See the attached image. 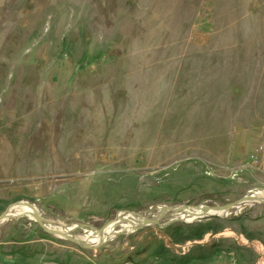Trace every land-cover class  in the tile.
<instances>
[{"label": "rangeland", "instance_id": "obj_1", "mask_svg": "<svg viewBox=\"0 0 264 264\" xmlns=\"http://www.w3.org/2000/svg\"><path fill=\"white\" fill-rule=\"evenodd\" d=\"M263 163L264 0H0V264H264L260 202L81 238Z\"/></svg>", "mask_w": 264, "mask_h": 264}, {"label": "bare ground", "instance_id": "obj_2", "mask_svg": "<svg viewBox=\"0 0 264 264\" xmlns=\"http://www.w3.org/2000/svg\"><path fill=\"white\" fill-rule=\"evenodd\" d=\"M251 195H252V197L246 196L244 201L238 207H236L233 211L227 213L225 215V217H227L228 215H231V213H236V212L242 211L243 208L245 207L244 205L251 204V203H254V202H258L259 203L260 199H264V189H260V188L254 189V190L251 191ZM246 198H248V199H246ZM29 204H31V203L30 202H21L20 204H18L15 207H13L9 211V214L16 213V212L17 213H26V214H29L32 219L36 218L39 221H42L43 220L42 216L37 215V214H33V213H28V212H25V211L22 210L24 208V206L25 207L26 206L29 207L30 206ZM171 212H172L171 209H168L167 207L162 206V207H159L155 211L147 212V213H143V214H144V216L146 218H150V219H152L154 221H163L164 219H166V218H168L170 216ZM208 212L209 211H204V210H200V209H198L196 207H192V208H189L186 212H184V214H181L179 216H180V218L182 220L191 221V220H194V219H196L197 217H199L201 215L207 214ZM148 224L149 223L145 219L137 217L135 215H131V216H129V218L124 217L123 219H120V220L114 222L106 232H100L99 231V232H96L94 234H89L88 233L85 236H82L81 238H82V240L84 242H87V243H91L92 244L94 242L95 243L97 242L96 243V245H97V244H99V242H101L102 239L106 238L108 235L117 232L118 228H125V229H128V230H133L135 228H140V227H143V226H147ZM64 232L66 234L69 231L64 229ZM236 235L238 236V238H242L243 240H245V242H249V240H247L241 234H237L236 233ZM58 236H60V235H58ZM61 236H62V234H61ZM263 254H264V251H263L262 255ZM259 263L262 264V257L260 258Z\"/></svg>", "mask_w": 264, "mask_h": 264}, {"label": "water", "instance_id": "obj_3", "mask_svg": "<svg viewBox=\"0 0 264 264\" xmlns=\"http://www.w3.org/2000/svg\"><path fill=\"white\" fill-rule=\"evenodd\" d=\"M246 196L252 197L251 192H247L245 195L241 196L237 201H235V202H233L231 204L223 205V206H219V205H215V204L198 205V206L181 205V206H179L177 208H168V209H171V211H172L171 214H170L172 217L170 218L169 222H167L165 224H162V225H167L169 223L177 222V221H183L180 218L179 215L184 214V212H186L189 208H192V207H196V208H198L200 210L209 211V212L207 214H204V215H201V216L197 217L194 220L188 221L190 223L191 222H200V221H203V220H210V219H216V218L223 217L227 213L233 211L236 207H238L244 201ZM260 203L264 204V199H260ZM126 212L129 213L130 215H135L137 217L145 219L149 224H160V222H158V221H154V220H152L150 218H146L144 216V214L142 213V211H140V212L126 211ZM24 215H28V214L24 213ZM33 219L36 222L41 224V222L38 219H36V218H33ZM45 227L50 229V230H52L54 233L59 234V231L56 228H54V227H52L50 225H47Z\"/></svg>", "mask_w": 264, "mask_h": 264}, {"label": "built area", "instance_id": "obj_4", "mask_svg": "<svg viewBox=\"0 0 264 264\" xmlns=\"http://www.w3.org/2000/svg\"><path fill=\"white\" fill-rule=\"evenodd\" d=\"M263 170H264V163H263V166H262Z\"/></svg>", "mask_w": 264, "mask_h": 264}]
</instances>
